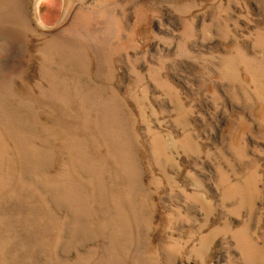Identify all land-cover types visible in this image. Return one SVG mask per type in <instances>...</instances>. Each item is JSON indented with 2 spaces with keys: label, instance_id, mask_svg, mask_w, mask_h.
<instances>
[{
  "label": "rangeland",
  "instance_id": "1",
  "mask_svg": "<svg viewBox=\"0 0 264 264\" xmlns=\"http://www.w3.org/2000/svg\"><path fill=\"white\" fill-rule=\"evenodd\" d=\"M0 264H264V0H0Z\"/></svg>",
  "mask_w": 264,
  "mask_h": 264
}]
</instances>
